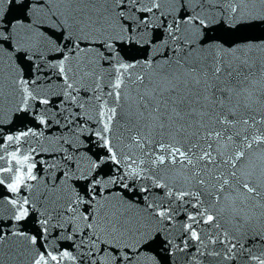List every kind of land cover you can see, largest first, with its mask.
<instances>
[{
	"label": "snow or ice",
	"instance_id": "obj_1",
	"mask_svg": "<svg viewBox=\"0 0 264 264\" xmlns=\"http://www.w3.org/2000/svg\"><path fill=\"white\" fill-rule=\"evenodd\" d=\"M17 2L28 22L4 23L0 11V51L6 45L12 53L19 51L21 60H32L28 52L35 55L41 48L54 52L59 58L48 67L62 77L60 104H76L82 110L91 106L82 114L64 107L66 125L94 119L99 124L94 135L106 153L96 159L89 157L84 172L73 154L64 150L68 154L63 159L73 163L61 175L71 180L79 174L87 184L82 192L73 188V195L63 204L54 197L52 211L46 209L41 214L39 228L29 235L17 225L36 211V201L22 190L31 192L35 185L29 182L37 181L38 176L34 173L36 149L24 145L43 133L28 128L6 134L0 127V140L4 141L0 143V186L11 194L0 199V244L10 236L18 238L9 258L26 264H77L73 251L47 241L50 230L56 228L67 231L65 238L74 240L70 247L79 250V264L154 261L146 250L155 237L146 223L129 216L128 210L135 205L124 199V193L137 192L144 194L141 211L147 221L171 222L183 205L193 210H185L186 222L181 227L188 239L182 241L183 247L164 241L174 250H186L191 240L199 245L196 252L204 255L201 248L220 243L227 248L224 259H234L237 244L228 231H221L225 208L217 205L228 202L237 222L251 219L245 215L248 208L264 209V39L232 42L209 33L217 26L232 35L254 25L264 26V0ZM32 16L46 17L50 23L45 26L43 20L34 21ZM154 22L166 35L154 38ZM124 44L146 47L151 55L129 62L121 55ZM35 68L38 72L40 65ZM18 72L10 82L19 98L16 110L27 116L32 102L48 106L51 101L48 91L38 84L40 77L26 79L22 70ZM85 79L93 82L92 95L77 103V85ZM4 99L0 88V101ZM118 115L126 124L117 120ZM55 116L45 107L33 118L48 127ZM55 122L60 124L59 119ZM114 124L127 135H117ZM193 128L195 131L189 132ZM73 131L91 129L80 125ZM64 143L71 147L69 141ZM13 146L15 149L8 151ZM109 162L115 166L110 169L113 174L100 175L102 166ZM162 167H179L189 174L185 177L188 184L195 181V189L169 186L159 174ZM209 180L215 183L209 185ZM137 181L151 183L137 187ZM113 185L121 191L113 192ZM153 188L165 190L159 200L153 198ZM202 196L212 200L209 207H204ZM116 198L118 202L113 204ZM200 224L209 225L215 234L198 230ZM245 251L247 264H264V250L255 254L241 245V254ZM208 255L220 256L221 252L210 251Z\"/></svg>",
	"mask_w": 264,
	"mask_h": 264
},
{
	"label": "water",
	"instance_id": "obj_2",
	"mask_svg": "<svg viewBox=\"0 0 264 264\" xmlns=\"http://www.w3.org/2000/svg\"><path fill=\"white\" fill-rule=\"evenodd\" d=\"M25 3H30L31 0H24ZM168 5H165L167 8ZM164 10V9H162ZM0 11H3V21L7 23L12 21L15 23L16 20H24V15L21 11L19 3L17 0H12L11 3L5 2L0 3ZM26 11V10H25ZM32 20L41 21L43 20L44 25L47 26L50 22L46 17L43 16H32ZM171 19V18H170ZM25 23L28 21L24 20ZM157 32L154 33V38L159 35H166L162 29L159 28L158 22ZM210 35L222 36L225 39L232 42H239L241 38H247L251 40H261L264 39V26H252L245 28L235 33L234 35L229 34L223 27L217 26L209 33ZM95 37H89V39H94ZM82 46H84L82 44ZM96 45H94L95 47ZM161 52L164 49L161 47ZM29 56H32V60H21V53L19 51L12 53L7 49L5 45V50L0 51V88H2L5 99L0 101V127L6 134H16L19 131L32 128L37 132H42V136L29 138V143L24 145V147L35 148L36 151L33 154L34 160L37 162V167L34 169V173L38 176L37 181H30L29 183L35 185L31 192H24L22 194L31 195L36 201V211L30 215L25 221L20 222L17 225L21 231L28 233L29 235H34L36 229L39 228L38 220L43 218L42 213H45L47 209L49 212L52 211L53 205L50 201L54 197H59V203L63 204L70 196L73 195L72 189L76 191H83V188L87 184L86 180L80 178L79 174L74 175L71 180H66L61 173L68 170V167L73 163L72 161H65L63 157L72 153L75 161H77V167L82 168L84 172L88 170V158L96 159L97 156H103L106 150L102 148V142L94 135V132L98 129L99 124L93 120H83L80 119L78 123H73L71 125H66L64 120L65 113L63 108H71L74 112H81L88 110L91 106L86 105L85 109H79L76 104L67 103L66 105H61L60 101L63 99L61 96L62 91V77L59 75L56 69L48 67L50 62H53L59 57L54 52H48L47 50L41 48L38 52L33 55L32 52H28ZM121 55L125 57L126 60L131 62L134 59H145L151 55V50L146 47L132 46L129 44H124L122 46ZM35 65H40V70L37 72ZM18 69L23 71L24 78H36L40 77L38 84L48 91V98L51 103L48 106L39 105L36 102H32L33 107L29 110L27 116L23 112L17 111L19 104L18 95L13 91L11 87V80L19 75ZM29 71H31L32 76L29 77ZM139 71V69L137 70ZM50 85V87H49ZM93 82L89 79L81 81L77 88L78 99L77 103H83L92 95ZM105 92L108 91L107 88L104 89ZM76 95L77 93H73ZM131 95H135L134 91ZM50 108L53 113H56L55 119L51 121L50 126L45 127L39 124V121L34 119L33 116L42 113L44 108ZM89 115H94L93 112L89 111ZM259 118V117H257ZM56 119L60 120V124H56ZM117 120L121 124H126V121L120 120L119 115ZM83 125L91 131H85L83 133L74 132L73 130L78 126ZM238 130V129H235ZM234 130V131H235ZM114 131L117 135L123 133L125 136L126 132L118 125L114 124ZM195 129H189V132H193ZM67 140L70 142L71 147L68 143H64ZM0 140V143H3ZM255 148V146H254ZM15 149V146L9 148L8 151ZM65 149L68 153H65ZM76 149L79 151L77 152ZM260 151L257 150L256 156L259 157ZM55 163L56 167H51ZM257 163L259 161L257 160ZM110 162L102 166L103 171L100 175H112L113 173L110 169L114 168ZM73 172L77 171V168L72 169ZM161 176L165 178L164 182L168 183L169 186L175 185L176 187H185L190 190L195 189L196 184L193 180L191 184H188L185 177L189 174L182 172L179 167H162L160 173ZM150 181H137V187H144L150 184ZM215 183L214 180H209V185ZM113 192H120L118 186H111ZM210 190V188H206ZM164 189H152L153 198L159 200L163 196ZM3 195H11L7 192L6 188L0 186V199ZM143 193L137 192H126L124 193V199L135 207L128 210L130 217L139 219L142 223H146L148 230L151 232L152 236L155 237L149 249H147L148 255L154 257V261L147 262V264H247L248 254L245 251L243 254L240 252V246L242 245L245 250L250 249L253 253L259 254L260 251L264 250V209L248 208L245 210L246 217H251V219H246L244 221H239L233 219L232 212L227 208L228 202H222L217 205V208H225V211L221 214V224L222 229L228 231L229 235L233 236V243L237 244V248L233 249L236 253L234 259H224L223 253L226 252V245H221L217 243L216 245H208L207 248H201L204 255H200L196 252V247L199 245L196 242L189 240V247L184 251H179V247H183L182 241L188 239V234L183 232L182 224L186 222L185 210L193 211L189 205H183L179 207L177 214L173 217L171 222H159L156 219H151L150 221L145 220L146 213L141 211L145 207V202L143 201ZM119 198L112 200L115 204L118 202ZM201 199L204 201V207H209L212 204V200L208 197L202 196ZM166 200V198H165ZM195 203V200L192 201ZM179 205V202H177ZM126 207V206H125ZM7 206L5 205V209ZM54 214V213H53ZM4 219L7 220V211L3 213ZM56 221L54 220L53 223ZM15 223V222H13ZM204 229L206 232L215 234L216 230L210 228L209 225L200 224L198 230ZM7 230V229H5ZM15 230V229H13ZM57 231H61V235L57 236ZM158 233V235H157ZM68 235L65 230H58L52 228L47 237V241L52 243L54 241L55 245H58L61 250L73 251L74 255H77L79 264V250H74L71 245H73L74 240L66 239ZM78 241V238H74ZM221 239L223 237L221 236ZM171 240L174 245L179 246L175 250L172 246L166 244L164 241ZM18 238L9 237L4 244H0V260H3V264H26L19 258H9L13 249L17 248ZM219 251L220 256H210L208 252ZM65 264H73L71 261H66Z\"/></svg>",
	"mask_w": 264,
	"mask_h": 264
}]
</instances>
